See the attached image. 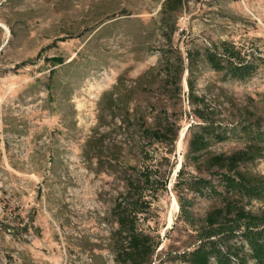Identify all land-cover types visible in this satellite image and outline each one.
<instances>
[{
    "label": "rangeland",
    "instance_id": "rangeland-1",
    "mask_svg": "<svg viewBox=\"0 0 264 264\" xmlns=\"http://www.w3.org/2000/svg\"><path fill=\"white\" fill-rule=\"evenodd\" d=\"M165 1L0 0V264H115L116 200L147 171L159 182L137 228L156 250L142 264H184L196 243L178 172L220 190L225 171L208 159L244 151L239 171L264 178V0H181L173 12ZM222 42L254 66L249 77L209 65ZM207 125L193 162L191 134ZM166 126L177 133L166 142L145 138ZM183 194L195 226L222 206ZM237 200L264 211V193Z\"/></svg>",
    "mask_w": 264,
    "mask_h": 264
},
{
    "label": "trees",
    "instance_id": "trees-1",
    "mask_svg": "<svg viewBox=\"0 0 264 264\" xmlns=\"http://www.w3.org/2000/svg\"><path fill=\"white\" fill-rule=\"evenodd\" d=\"M173 5L169 7V5ZM181 5V0H166L165 7L173 12ZM209 51L206 61L215 71L226 70L228 74L237 80H243L251 75L254 66L246 62L245 56L228 42L221 43V53ZM192 63V56H189ZM190 63V64H191ZM189 83L191 92L192 84ZM192 104L198 102L192 100ZM199 119L202 116L196 109ZM211 126L207 125L200 133L191 134L189 140V153L193 162H199L200 152L208 147L209 140L206 131L211 132ZM146 139H152L156 143H164L171 134L170 126L163 129H143ZM177 134V133H176ZM175 134V135H176ZM174 135V136H175ZM218 135V134H217ZM225 136L218 135V139ZM250 152V151H248ZM252 152V149H251ZM249 154L237 152L229 156L217 155L208 159L210 167L219 170L218 179L222 184L220 190L211 185L209 180L182 179L183 170L178 172L174 191L180 208V217L195 231L196 245L178 258L184 264H247V258L242 256L245 247L249 251L248 257L255 264H264V211L253 213L246 211L238 204V197L260 199L264 193V178L248 177L239 171V166L249 162ZM140 176V181L128 180L125 191L119 194L114 206V216L118 229L116 230L115 264H142V261L152 257L156 247L152 237L143 234L137 228L140 215L144 212L147 202L145 191L153 187L159 180L153 177L151 171ZM214 175V174H213ZM142 183V185H141ZM184 190L198 196L213 195L219 198L222 206L211 210L199 226L189 211L190 202L183 194Z\"/></svg>",
    "mask_w": 264,
    "mask_h": 264
},
{
    "label": "bare ground",
    "instance_id": "bare-ground-1",
    "mask_svg": "<svg viewBox=\"0 0 264 264\" xmlns=\"http://www.w3.org/2000/svg\"><path fill=\"white\" fill-rule=\"evenodd\" d=\"M177 209H178V205H177L176 202L174 201L173 211H177ZM172 215H173V213L170 214V217H169V224H171V222H172Z\"/></svg>",
    "mask_w": 264,
    "mask_h": 264
}]
</instances>
